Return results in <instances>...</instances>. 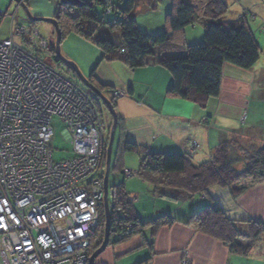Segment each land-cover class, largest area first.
Here are the masks:
<instances>
[{
    "label": "trees",
    "instance_id": "trees-1",
    "mask_svg": "<svg viewBox=\"0 0 264 264\" xmlns=\"http://www.w3.org/2000/svg\"><path fill=\"white\" fill-rule=\"evenodd\" d=\"M81 3L82 6L58 4L54 19L59 26L61 40L67 34H75L101 51L99 64L118 62L130 70L145 67L148 59L155 58L156 64L171 76L166 97L188 101L200 108L219 96L225 64L250 70L260 57V47L244 16L232 22L223 21L228 7L222 0H171V7L165 16V28L154 34L142 31L136 16L141 6L156 11L157 0H118L117 3L93 0ZM97 7L103 9L105 16L112 15L113 19L104 22L98 16ZM197 23L203 29L202 40L187 44L184 32ZM106 30L118 33L116 42L105 37ZM53 52L56 55L55 50ZM95 71L90 74V82L103 92L107 88L95 83ZM110 101L115 106V101ZM100 105L97 104L99 113ZM110 129L106 130L108 135L104 130L107 138L105 140L104 137L101 148L100 165L103 171ZM119 143V158L115 161L112 158L111 173L122 171L121 155L137 154L140 164L136 176L148 183L158 197L183 202L198 195L210 202L191 214L184 224L221 242L231 254L247 256L264 233V225L229 219L224 210L209 198L208 191L213 187L228 189L236 198L245 189H237L236 185L248 181L263 183L264 147H247L235 138L224 137L210 160L196 165L183 154L154 153L123 138ZM109 191L112 195L108 200L111 214L109 246L143 235L145 229H150L154 237L160 228L179 222L169 215H161L143 223L136 215L124 183L110 186ZM104 224V209L101 207L99 226L91 238L90 255L103 242ZM117 234H122V239H117Z\"/></svg>",
    "mask_w": 264,
    "mask_h": 264
},
{
    "label": "built area",
    "instance_id": "built-area-1",
    "mask_svg": "<svg viewBox=\"0 0 264 264\" xmlns=\"http://www.w3.org/2000/svg\"><path fill=\"white\" fill-rule=\"evenodd\" d=\"M18 8L9 13L10 37L0 41V258L3 264H89L104 198L99 98L36 57L46 44L34 26L18 25ZM5 16L0 11V25ZM126 94L114 92L113 101ZM53 117L65 125L73 153L58 163Z\"/></svg>",
    "mask_w": 264,
    "mask_h": 264
},
{
    "label": "crops",
    "instance_id": "crops-1",
    "mask_svg": "<svg viewBox=\"0 0 264 264\" xmlns=\"http://www.w3.org/2000/svg\"><path fill=\"white\" fill-rule=\"evenodd\" d=\"M237 1L244 7L242 16L260 47V57L250 70L225 64L220 94L210 99L204 108L166 97L171 76L156 64L155 58L148 59L145 67L136 70H130L118 62L98 64L94 80L107 88L103 94L106 96L109 92L113 96L115 91L127 93L122 99H117L114 106L118 117L114 141L118 142V146L123 138L154 153L183 154L196 165L207 162L224 137L238 139L243 146L264 147V0ZM11 3L14 5V1ZM53 4L55 11L57 3ZM30 7L33 17L53 18V13L45 15L33 2ZM147 11L145 6L138 9V13ZM248 16L252 17L249 21ZM199 33L186 29L185 42L189 44L193 37L196 38L194 41H198L201 39V36L198 38ZM243 118L244 122H241ZM120 161L122 163V158ZM127 179L122 178L121 182L125 189ZM141 182L137 181L140 187L137 190L126 189L141 222L148 223L161 215H169L179 222L160 228L154 237L150 229H145L143 235L108 246L97 258L96 264H184L185 261L188 264H264V233L247 256L231 254L221 242L184 224L191 214L205 206L206 203L201 200L205 202L207 199L201 197L200 201L193 198L178 202L160 198L148 183ZM117 184L113 182V185ZM142 187L143 193L151 196L152 200H165L162 208L153 209L150 215L141 212L135 205L142 196L138 193ZM235 188L244 189L236 198L230 190L218 187L208 191L209 198L224 210L229 219L264 225V182L248 181ZM153 205H157V201Z\"/></svg>",
    "mask_w": 264,
    "mask_h": 264
},
{
    "label": "rangeland",
    "instance_id": "rangeland-1",
    "mask_svg": "<svg viewBox=\"0 0 264 264\" xmlns=\"http://www.w3.org/2000/svg\"><path fill=\"white\" fill-rule=\"evenodd\" d=\"M79 1L81 2V0ZM92 1L93 0H90L89 2H92ZM111 1L114 3H117L118 0H111ZM222 1L228 7L227 14L222 18L223 21L225 22L236 21L238 20L240 16L243 15L244 7L241 2L237 0H222ZM22 2L25 5H27V8L30 13H31V7L29 8V6H30V3L33 2L36 5L37 9L44 11L42 13H44L45 15L50 16L53 13L54 14L53 18H54L56 10L55 11L53 10L54 8L53 3L54 2L55 4L57 3L56 7H58V4L61 3V0H59V2L58 0H25V1L22 0ZM157 2L158 3H157L156 11L148 10L147 12H139L136 17L137 25L144 32L154 34V33H158L159 31L164 30L165 28V16H166L167 11L171 7V0H157ZM17 5L16 3H14L13 5L10 0H0V11L2 13H6V16L3 18L2 23L0 25V41L5 40L10 37L11 18L9 17V13H11L13 11L14 6L16 7ZM97 12H98L99 18L104 19V22H108L113 19L112 15L105 16L103 9L101 7H97ZM16 14H17L18 25L26 26L29 28L31 26H34L38 30L39 38L43 41V43L46 44L47 48H45L42 51H37L35 53L36 57H38L42 62L46 63L49 66H55L59 74H61L63 77L67 78L68 80L72 81L73 83H75L84 92L90 95H93L88 89H86L79 82V80L75 77L74 73L71 71L68 65L64 64L61 61L56 60V55L53 52L54 50H56L55 28L50 23H45V22H37L33 24L30 23L27 19L26 11L20 6L17 9ZM37 18L51 19V17H45V16L37 17ZM251 18H252L251 16H248L247 17L248 21ZM187 30L193 31L195 33L200 32L199 33L200 35L198 36V38L201 36V39H199L198 41H194L196 40V38L193 37L192 39H190V41H188L190 42L189 44H196V43L201 42L202 36H203V29L200 23H197L193 27L191 26L187 28ZM99 32H101V29H99ZM117 35H118L117 32L111 33L108 30H106V33H105V37L111 38L114 42H116ZM60 55L65 61L73 63L84 77H88L92 73V71H94L98 67V64L101 59V51L98 48H96L92 43L86 41L85 39L75 34H67L61 40ZM115 92L120 93L123 91H115ZM109 94L110 93L108 92L106 94V97L109 100H112L113 96ZM115 112L117 113V110H115ZM100 115L103 121L105 133H107L106 130H108V128L112 126V117L103 104L100 105ZM52 128H53V133H54L52 137V141H51L53 161L55 163H58V162H62V161L70 159L73 156L72 146L64 134L65 125L60 121L59 118L53 117ZM107 135L104 136L105 140L107 138ZM117 154H118V142L115 140L113 143V147H112L111 161H112V158L114 161L117 158H119L117 157ZM123 155H125L124 158H123ZM123 155L120 156V158H122V163H121L122 171L117 172L118 174L110 173V177H109L110 186L113 185L114 181L118 184L121 183L122 178H125L123 176L125 172L129 171V172L136 173V171L138 170V167L140 164V158L138 157V155L130 154V153H125ZM137 181L142 183L141 181L143 180L138 178L136 175L125 180L126 189L127 190L139 189L140 187L137 185L138 184ZM143 191H144V187H142L140 192H138L142 195L138 199V202L135 204L137 205L138 210L150 215L153 209L162 208L165 200H162L159 198H156L157 200H152L151 196L149 197V195L144 194ZM145 192H146V189H145ZM111 198H112L111 191H109L108 200H110ZM194 198L196 199V201H200L201 197L196 195ZM154 201L155 202L157 201V205H153ZM201 201L202 203H206L205 206L210 204L208 200L205 202L203 200ZM149 215H148V218H150ZM113 239L114 238H112V240ZM0 264H3L1 258H0ZM184 264H188L187 261H185Z\"/></svg>",
    "mask_w": 264,
    "mask_h": 264
},
{
    "label": "water",
    "instance_id": "water-1",
    "mask_svg": "<svg viewBox=\"0 0 264 264\" xmlns=\"http://www.w3.org/2000/svg\"><path fill=\"white\" fill-rule=\"evenodd\" d=\"M18 4L21 8H23L26 11L27 19L30 23H37V22H45L50 23L54 28L56 32V60L61 61L64 64L68 65V67L71 69V71L74 73L75 77L79 80V82L88 89L94 96L99 98V103L103 104L109 114L112 117V126L110 129L109 134V143L107 147V156H106V164H105V174L103 179V186H104V198H103V209H104V218H105V224H104V238L101 246L99 249H97L90 257L89 264H96L97 258L105 252V250L109 246L110 242V236H111V214H110V208H109V202H108V196H109V175L111 170V156H112V147L114 143L115 138V132L118 125V117L117 113L115 112V108L112 104V102L103 94L101 90H99L95 85H93L90 82V75L88 77H84L80 71L77 69V67L70 62L65 61L61 55H60V44H61V32L59 29V26L57 24V21L54 18L51 19H45V18H36L31 15V13L28 11L26 5L22 2V0H11ZM62 4H68L71 6H82L83 4L79 0H61ZM103 86V85H102Z\"/></svg>",
    "mask_w": 264,
    "mask_h": 264
},
{
    "label": "flooded vegetation",
    "instance_id": "flooded-vegetation-1",
    "mask_svg": "<svg viewBox=\"0 0 264 264\" xmlns=\"http://www.w3.org/2000/svg\"><path fill=\"white\" fill-rule=\"evenodd\" d=\"M72 82V81H71ZM73 83V82H72ZM75 84V83H74ZM92 96V95H91ZM103 141H104V136H103V138H102V145H103Z\"/></svg>",
    "mask_w": 264,
    "mask_h": 264
}]
</instances>
